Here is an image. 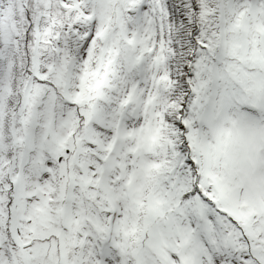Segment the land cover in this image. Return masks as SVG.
I'll list each match as a JSON object with an SVG mask.
<instances>
[{
	"label": "snow or ice",
	"instance_id": "snow-or-ice-1",
	"mask_svg": "<svg viewBox=\"0 0 264 264\" xmlns=\"http://www.w3.org/2000/svg\"><path fill=\"white\" fill-rule=\"evenodd\" d=\"M0 264H264V0H0Z\"/></svg>",
	"mask_w": 264,
	"mask_h": 264
}]
</instances>
